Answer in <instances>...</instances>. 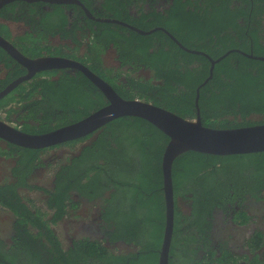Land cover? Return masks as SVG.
Returning a JSON list of instances; mask_svg holds the SVG:
<instances>
[{"label":"trees","instance_id":"16d2710c","mask_svg":"<svg viewBox=\"0 0 264 264\" xmlns=\"http://www.w3.org/2000/svg\"><path fill=\"white\" fill-rule=\"evenodd\" d=\"M81 1L99 17L145 31L163 27L191 51L164 30L142 34L119 23L98 22L74 3H8L0 9V34L12 37L31 57L85 45V61L120 95L153 102L186 118H196L197 88L211 68L209 57L194 51L217 59L233 50L216 62L212 78L200 88L202 123L213 128L264 123V60L248 56L264 57V0H172L165 12L149 8L141 17L128 13L129 4L141 0H104L101 14L92 10L96 0ZM8 21L22 23L24 34L14 36ZM54 37L62 40L59 46L52 45ZM111 43L122 65L131 66L128 70L120 67L114 72L103 65L102 52ZM1 65L0 90L27 72L2 47ZM143 67L152 76H141ZM44 74L57 71L39 73L0 99V117H17L22 130L45 133L108 103L81 71L64 70L57 79L41 78ZM168 141L162 130L136 116L117 118L85 137L43 149L0 138V160L9 162L4 177L0 166V206L15 216L11 241L0 237V264H159L166 221L162 157ZM43 170L51 175L50 187L36 182ZM172 176L175 224L170 264L237 262L239 256L225 240L218 244L220 251L213 245L214 224L220 209L223 221L231 212L234 219L242 212L246 218L235 221L245 223L248 216L236 210L242 207L238 200L264 201V151H188L174 161ZM24 189L43 193L47 209L37 207ZM85 201L100 207L103 237L74 239L65 248L52 225ZM250 243L252 251L262 247L264 232L256 231ZM123 246L128 249L121 250ZM249 262L264 264V255Z\"/></svg>","mask_w":264,"mask_h":264},{"label":"water","instance_id":"95a60500","mask_svg":"<svg viewBox=\"0 0 264 264\" xmlns=\"http://www.w3.org/2000/svg\"><path fill=\"white\" fill-rule=\"evenodd\" d=\"M16 0H0V9ZM26 2L43 1L49 4L76 3L83 7L87 15L94 20L119 23L126 25L139 33L149 34L155 30H164L178 44L183 46L167 29L155 27L149 31L128 25L115 18H98L85 6L81 0H23ZM0 47L12 58L22 64L27 72L9 83L0 90V99L15 90L36 74L61 69H75L85 74L105 95L108 103L98 110L90 113L85 118L56 128L45 133H29L0 117V138L15 145L43 149L53 145L65 143L85 137L98 131L108 122L123 116H136L143 118L162 130L169 141L162 157L163 190L166 203V221L164 237L160 249L159 264H170L171 244L174 233L175 199L173 185V164L176 158L188 151H197L216 155L243 154L264 151V123L235 128H213L202 123L199 107L200 88L213 76L216 62L223 59L229 52L213 59L207 53L194 51L207 55L211 60L209 77L197 88L195 99L196 118L183 117L169 109L155 105L153 102L139 98H125L98 73L85 63L64 56H38L30 57L23 53L11 41L0 34ZM186 50L190 49L183 46ZM249 57L264 60L262 56L249 54Z\"/></svg>","mask_w":264,"mask_h":264},{"label":"flooded vegetation","instance_id":"af4514ba","mask_svg":"<svg viewBox=\"0 0 264 264\" xmlns=\"http://www.w3.org/2000/svg\"><path fill=\"white\" fill-rule=\"evenodd\" d=\"M96 2H97V4H93L92 10L95 11V12H99L101 14V12L103 10L102 4H103L104 0H96ZM69 4H73V3H69ZM74 4H76V3H74ZM170 6H172V0H141V1L132 2L131 4H129L128 13L130 15H134L136 17H141L140 14L147 13L149 8H150V11H151V8L154 9V7H155L157 11L165 12V10L169 9ZM43 7L45 9H50L46 5L45 6L43 5ZM120 9H122V7H120ZM72 10L73 9H71V11ZM84 12L86 13L85 10H84ZM103 13H105V12H103ZM108 13H112V12L109 11ZM86 15H87V13H86ZM93 15L96 16L95 14H93ZM96 17H98V18H107V17H101V16L100 17L96 16ZM96 21L103 22L101 20H96ZM123 22L126 23L125 21H123ZM7 23L11 26V28L13 30V35L16 36L17 34H16V32H14L13 25L17 26V24H19V23H14V22H10V21H8ZM126 24H128V23H126ZM128 25H130V24H128ZM132 26H134V25H132ZM21 34H24V32L21 33ZM5 38H7V37H5ZM7 39L13 43L12 37L11 38H7ZM54 39L57 40V41L53 42L52 45L59 46V44L62 42V40L59 37H54ZM67 42H69V41H67ZM104 48H106V49H104V51L102 52V59H103V65L105 67L114 68V72H116V68H120L121 67L122 69L128 70V68L131 67L128 64L122 65L121 61L117 59V56H118L117 48L114 45V43H111L109 47H104ZM86 49L87 48H86L85 45L80 46V48L78 50L74 49V46L71 45L70 48H67V49H64V50H61V51H58V52L56 51V52H53V53L46 52V53H43L40 56H64V57H68V58H72V59L81 61V62L85 63L86 65H88L90 67L89 63L85 61V59H86V56H85ZM201 52H203V51H201ZM107 59H109L110 62H108ZM0 67H3V66L1 65ZM64 70H66L67 72H70V73H74L75 71H78V70H75V69L51 70V71H57V74H55V75L44 74V75L41 76V78L49 77L50 79H57L59 73H61ZM141 71L143 72V71H151V70L150 69H146L145 70V67H143L141 69ZM102 78H104V77H102ZM104 79L106 81H108L114 87L112 82H110L106 78H104ZM121 80L122 81H126V77L122 76ZM9 107L10 106H7L8 109H9ZM16 116H18V114H16ZM6 121H8V120H6ZM8 122H10L13 125L19 127L18 125H21L22 121H18L17 117H12V120L8 121ZM17 123H18V125H17ZM14 163H15V161L13 160V164ZM44 170H43V172H46ZM50 184H51L50 186H52V184H53L52 179H51V183ZM22 191H27V190L24 189ZM74 196H76L77 198H79L81 200H84L83 197L80 198V196L77 193H75ZM253 202H256V201L254 199H252L251 197H248L246 200H243V199L242 200H238V203H240V204L242 203V207L241 208L240 207H236V210L240 211V209H241V211H242V209H243L246 212L247 216H248L247 217V221L245 223H240L239 221H235L236 219H234L233 212H231L230 214L227 215V221H223L222 219H223V214L224 213L222 212L221 209L218 210L219 214H217V218H216L215 224H214V233H215L214 236L215 237H214V240H213V245H215V248L217 250H219V247H218L219 242L220 241L223 242L225 240L227 242L228 248L239 256V259L237 260V262H232V263H229V264H249L250 263L249 261L253 257H255V255H259V258H261V259L263 258L264 245L262 247H260L259 249H256V250L252 251V246H251V243H250L251 239H252V236L256 233V231L261 230V231L264 232V227L261 226L260 222L258 221L259 216L258 217L254 216V214H253L254 212H252V210H251ZM87 204L89 206H91V204L89 202L85 201L84 205H87ZM243 207H245V208H243ZM81 208H83V207H81ZM80 209H78L76 211H72V212H74V214H75V212H78ZM91 212L92 213H89V212L86 213V215L84 216L85 217L84 221L83 220H78L76 217L75 218H71L69 220L75 223L76 230L81 231V233H87L88 234L87 236H84V237L102 238L103 237V229L101 227L102 224H103L102 218H101L102 211H100V207L92 206ZM67 217H68V215L65 216L63 219H66ZM261 219H262V221H264L263 217ZM62 220H60L59 222H61ZM84 237L72 238L70 240V244H72L74 239H79V238H84ZM10 241H11V239H10ZM69 245L67 247H65V248H68ZM200 255L203 256V253H201Z\"/></svg>","mask_w":264,"mask_h":264},{"label":"rangeland","instance_id":"374dc122","mask_svg":"<svg viewBox=\"0 0 264 264\" xmlns=\"http://www.w3.org/2000/svg\"><path fill=\"white\" fill-rule=\"evenodd\" d=\"M13 29H14V32H16V34H21L25 31V28L22 24H17V26L13 25ZM55 39H53V42L57 41ZM107 60L108 62H110L109 59ZM140 75L148 78L152 76V73L151 71H143L141 72ZM10 106H16V103H12ZM2 116L4 117V113ZM1 143H4V142H1ZM54 151H58V150H54ZM0 166H1L2 175L4 177V175L9 173V162H2L0 160ZM36 182L38 184L50 187L51 185L50 184L51 183L50 173L40 171ZM24 194L26 195L27 198L34 199L37 207H40L41 209H44V210L47 209L44 204L45 195L43 193L38 192V191H25ZM91 209H92V205L91 206H89L88 204L84 205L83 208H81L78 212H75V214L74 212L71 211V213L68 215L66 219H63L61 222L55 225H52L57 235L61 239L64 247H67L70 244V240L72 238L84 237L88 235L87 233H81V231L76 230L75 223L70 221L69 219L76 217L78 220L84 221L85 219L84 216L86 215V213L87 212L92 213ZM251 210L252 212H254L253 213L254 216H257V217L259 216L260 219L258 218V221L260 222V225L264 227V221H262L261 219L262 217L264 218V201L253 202ZM245 218H246V215L242 212L236 215V220H239V219L243 220ZM14 219H15V216L10 210L0 206V237L7 240V242L10 241L11 235L13 234ZM127 249L128 247H125V246L121 248V250H127Z\"/></svg>","mask_w":264,"mask_h":264}]
</instances>
